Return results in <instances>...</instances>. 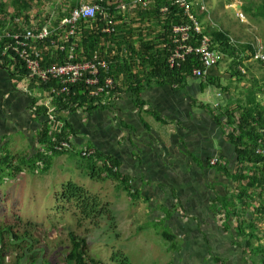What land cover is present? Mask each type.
I'll list each match as a JSON object with an SVG mask.
<instances>
[{
    "label": "crops",
    "instance_id": "crops-1",
    "mask_svg": "<svg viewBox=\"0 0 264 264\" xmlns=\"http://www.w3.org/2000/svg\"><path fill=\"white\" fill-rule=\"evenodd\" d=\"M93 1L49 0L48 3L53 15L62 8L71 10ZM34 2L42 4L41 0ZM12 10L14 12V7ZM29 14L32 25L42 24L32 10ZM136 22L132 23L135 29L143 26L139 17H136ZM16 23L21 26L27 23L24 13L16 19ZM220 64L221 61L209 68L205 79L192 77L186 84L152 80L146 83L139 96L130 90L123 91L115 109H81L67 115L71 129L69 134L77 153L54 151L50 143L51 132L46 147L39 142L42 125L32 112L36 93L28 91L30 87L24 78L20 81L15 79L10 70H13L12 67H0V172L9 174L11 169H23L20 176L9 175L15 184L22 183L26 189L28 178H22L25 174L32 171L33 174L49 175L51 170L55 174V156H80V149L94 147L98 153L114 157L116 171L121 178L131 181L138 195L135 200L129 195L127 197L128 193L116 180L117 224L119 228L123 226L130 230L132 235L144 237L141 239L145 242L141 240V243H145L143 251L146 256L149 251L161 250L152 242L156 237L164 236L172 242L165 247L168 255L160 258L166 260L164 264H182L185 251H190L188 263L196 252L198 259H206L203 261L206 264H210V260L213 263L219 260L220 264H247L250 257L245 251L249 248L240 234L242 229L252 233L255 230L251 226H254L256 233L263 235L264 215L260 212V205L264 203V198H240L239 183L232 177L239 167L238 154L228 138L226 117L221 121L217 117L226 110V106L233 109L238 104H244L247 95L243 97L236 92V88L230 89L236 77L232 78L229 72L221 70ZM253 76L259 77L257 74ZM209 79L215 84L202 90V83ZM244 85L246 83L242 82L241 86ZM258 85L264 88L263 84ZM249 86L247 90L253 88ZM211 88H218L216 101L211 95L203 96ZM223 97L224 101H221ZM258 98L264 101V94L258 93ZM140 101L143 105L138 104ZM216 103H220V109L214 107ZM38 151L47 156L58 153L51 155L47 170H43L44 160L36 163L35 170L30 165H22L23 160L35 157ZM218 156L220 164L212 166L210 161ZM90 158H94L98 165L104 161L97 156L83 158L89 162L81 168L89 173ZM81 173V176H87V172L82 170ZM55 176H61L62 185L72 181L66 180L67 175ZM90 177L91 183L102 184L99 178L94 180L96 178L91 174ZM79 185L89 190L88 186ZM4 194L6 196V193L2 196ZM147 240L150 242L147 243ZM260 242L256 240L254 245L258 246Z\"/></svg>",
    "mask_w": 264,
    "mask_h": 264
},
{
    "label": "trees",
    "instance_id": "trees-1",
    "mask_svg": "<svg viewBox=\"0 0 264 264\" xmlns=\"http://www.w3.org/2000/svg\"><path fill=\"white\" fill-rule=\"evenodd\" d=\"M100 2V0H95ZM120 0H102V6L104 10L112 14L114 21L123 20V14L120 13L116 16L117 2ZM131 0H125L129 2ZM32 2L34 0H14L12 6L14 12L10 13L7 8V3L2 2L0 4V34L4 31L8 35H13L18 31H22L24 26H31V19L29 11L32 9ZM168 8V12L161 13V10ZM254 8V9H253ZM244 10L254 16L255 18L264 19V0L254 7L245 6ZM254 10V12H253ZM22 13L25 14L27 23L25 25H19L16 23V19L21 17ZM70 13V10L67 11ZM197 19L202 22L206 12L201 11L199 7H195L194 11ZM140 22L143 26L135 29L133 25L124 31L123 25H118L117 30L119 34L116 35L115 31L112 33L104 32V28L107 26L105 15L98 14L97 18L90 21L80 22V31L73 39L78 43L77 47V59L87 60L91 59L92 55L97 51L102 57L107 58L112 62L110 67V74L117 78L123 87L116 88L112 91L113 94H122L123 91H132L135 95L139 96L146 83L156 80L160 83H179L186 84L188 79L194 78L193 69L195 67H201L202 64L193 55L188 58L185 64L181 68H171L168 63V57L172 51L173 45L169 39V35L173 25L182 24L186 21L184 12L178 7L173 5V0H154L151 9L140 10L138 13ZM13 24V27L10 25ZM137 31H139L137 33ZM205 34L211 37L214 48L219 51L221 60L225 58H232L230 67L233 69L232 77H238L240 80L246 78L241 71L238 70V65L242 62L243 58L239 57V54L245 53L247 49L251 47L245 44H235L232 37L227 31H223L220 28L205 29ZM13 42V39L4 37L0 40V67L10 68L12 74L17 81L22 80L27 76V70L23 66L22 62L12 60L11 55L17 57L15 53L10 50L5 52L8 44ZM50 53L47 54L48 62H58L55 58V53L66 54L67 51L56 50L52 48ZM62 58V57H61ZM241 59V62H239ZM105 76V73H102ZM203 79V78H199ZM204 82V81H203ZM215 84L212 79L202 83V90H205L209 85ZM57 86L56 83L53 84ZM220 86V85H218ZM222 87V85H221ZM259 87V90L257 89ZM37 88H43L50 90L51 84L43 83ZM223 89H226L223 87ZM228 89V87H227ZM74 95H61L56 98V111L58 115L67 111V115L79 112L81 109H106V107L96 105L95 99L88 96V92H84L83 89L77 87L73 89ZM258 93L264 94V88H261L257 83L251 90L248 91L247 98L244 104H238L236 108L226 106L224 112L219 113L218 120L221 121L226 117V123L230 126L235 125L238 119V128L234 132H230L227 129L228 138L233 142L238 154L239 167L235 174L232 176L238 185V195L240 198L248 197L254 200V196L264 198V155L257 153L259 148L264 150V101L258 98ZM36 105L35 102H33ZM139 105H143L140 101ZM221 108V106H220ZM218 108V109H220ZM37 118L41 122L42 129L39 133V142L46 147L49 143L50 123L46 120L47 111L45 106H38ZM65 122V128L61 133L62 138L67 139L70 136V125L67 116L60 117ZM52 154H58L53 152ZM51 154V155H52ZM61 154V153H60ZM51 155L47 156L41 151L35 155V157L23 160L22 165L32 166V170L36 169V163L40 160L43 161L44 168L47 170L51 163ZM99 159L105 160L108 158V162L113 166H116V160L114 157H109L101 153L96 155ZM104 158V159H103ZM91 162V176L93 178L113 179L119 180L122 184V188L128 193L132 199L138 198V195L133 192L131 181L128 178H121L120 173L109 167L105 162L102 165H98L94 158L89 159ZM24 172L23 169H11L10 175L17 177ZM258 191V192H257ZM60 200L69 204H75L79 209L78 224L82 226L85 221H92L93 225L100 227V218L104 215L110 214L109 205L103 203V201L97 195H92L86 188L77 184L76 182L69 181L63 185V190L60 195ZM260 212L264 215V203L260 205ZM259 212V213H260ZM260 213V214H261ZM110 219H114L112 215ZM252 224L254 222L252 221ZM252 233H246L245 229H242L243 233L241 237L247 242L248 251H245L251 258L252 264H264V245L259 243L258 246L254 245V241H261V237L256 233L254 226ZM0 235L2 233L0 232ZM16 241L28 240L24 237H18L17 234H13ZM71 247L66 257V264H101L94 258H89L88 253V240L86 237L79 236L75 232H70ZM28 249H31L28 247ZM16 264H24L21 259ZM5 253L3 248H0V264H5ZM111 261L113 264H131L130 258L123 251H117L112 255ZM219 261V260H217ZM219 261L218 263H220ZM226 264V263H222Z\"/></svg>",
    "mask_w": 264,
    "mask_h": 264
},
{
    "label": "rangeland",
    "instance_id": "rangeland-1",
    "mask_svg": "<svg viewBox=\"0 0 264 264\" xmlns=\"http://www.w3.org/2000/svg\"><path fill=\"white\" fill-rule=\"evenodd\" d=\"M11 1L0 0V4L2 2L7 3L8 10L10 9L12 11L10 13H13ZM41 1L42 4L39 5L36 2H32L33 8L31 10L44 23L46 19L52 16V12H50L49 0ZM121 1L125 0H120L119 2ZM192 1L195 4L204 3L207 7V15L202 21L204 29L220 28L223 31H227L239 43L254 42L255 36H258L264 43V19L255 18L244 10L245 6H257L261 0ZM69 10L62 8L59 12H55L54 16H61ZM138 13L139 11L126 15L128 24L133 25L132 23L136 22ZM239 13L245 15L249 24L240 20ZM136 23H139V21ZM231 62L232 58L228 57L221 61V70H225L230 74L233 73L234 71L230 67ZM246 68L248 72L246 78L240 80L236 77L232 85L229 84L231 85L230 89L236 88V92L238 94L241 93L243 97L248 93L249 89L247 90L246 88L248 85L251 87L256 83L257 85H264V66L258 62H247ZM255 74L259 77L253 76ZM242 82H245L247 86H241ZM223 83L228 84L229 82L224 81ZM217 91L218 88H211L210 92H205L203 96L211 95L216 101L218 100ZM220 100L224 101V97L220 98ZM88 162L80 156L74 155L72 157L71 154L61 158L55 156L53 160L54 168L57 167L56 175H63V177L67 175L66 180H72L88 186V191L92 195L99 196L103 203L109 205L110 214L100 218V227L93 225L92 221H85L82 226L78 224L79 209L75 204L60 200L63 190L62 182L64 181L61 180V176H55L54 170H51L49 175L38 172L33 174L32 171L28 175L25 174L22 178H28L26 189L22 183L15 184L7 172H0V232L2 233L0 235V248L2 247L5 253V264H16L20 260V256H22L21 259L24 258V264H66V257L71 247V231L87 238L89 258H94L100 261L101 264H113L111 258L117 251L126 253L130 258L131 264L165 263L166 260H163V262L160 258L168 255L166 253L168 249L165 247L167 245L170 246L172 242H169L164 236L159 238L155 236V241L151 238L154 241L152 244L158 245L161 250L149 251L148 256H146L144 254L145 250L143 251L145 243H141V237H144L132 235L130 230L123 226L119 228L117 224L116 181L106 178L99 180L102 184L91 183V171L89 173L87 169L81 168L84 167L82 166L83 164L87 165ZM82 170L83 173L87 172V176H81L83 175L81 173ZM3 193H6L7 197L5 194V197L2 196ZM126 196L128 197V194ZM110 215L114 219H110ZM13 234H17L18 237L25 236L28 240L16 241ZM260 237L262 239L261 244L264 245V233ZM142 241L145 242V239ZM148 242L150 240H147ZM28 247L31 249H28ZM173 252L177 253L176 250ZM179 252L183 253L184 251ZM170 254L172 256V252ZM189 254L190 251L184 252L181 259V261L183 260L182 264H195L199 261L202 264H206L203 262L206 259L202 257L198 259L196 252L195 257L188 263ZM247 260V264H252V256L247 258ZM218 262L215 261L213 263L210 260V264H220Z\"/></svg>",
    "mask_w": 264,
    "mask_h": 264
},
{
    "label": "built area",
    "instance_id": "built-area-1",
    "mask_svg": "<svg viewBox=\"0 0 264 264\" xmlns=\"http://www.w3.org/2000/svg\"><path fill=\"white\" fill-rule=\"evenodd\" d=\"M154 0H131L129 2H117L116 16L123 14V20L114 21L112 14L104 10L102 0L100 2L93 1L83 3L70 10V13H63L61 16L54 14L45 20L42 24L24 26L22 31H18L13 35H8L6 31L0 34V40L10 36L13 42L8 44L4 53L12 50L17 57L11 55L12 60L22 62L27 70V76L24 80L30 87V92H35V103L32 106L34 115L38 113V106H45L47 111L46 120L49 121L51 148L56 152H76L77 148L74 140L69 136L67 139L62 138L61 133L65 128V122L60 117L67 116V111L58 115L56 111V98L61 95H71L73 89L80 87L84 92H88V96L95 99V104L106 108L115 109L118 100L122 94H113L112 91L116 88L123 87L120 79L113 77L110 74L112 62L105 57H102L99 52H95L91 59L78 60L76 39L80 31L81 21H90L97 18L98 14H104L107 21V26L104 32L112 33L117 30L118 25H123L124 31L131 28L128 24L126 15L128 13H136L140 10H149ZM173 5L184 12L186 21L182 24L173 25L169 39L173 45L172 51L168 57V63L171 68H181L190 56H195L202 64L201 67L193 69V75L196 78L205 79L207 70L220 63L221 57L218 50L214 48L213 41L210 36L204 33V27L194 11L195 6L201 11L207 12V7L204 3H194L192 0H173ZM168 12V8L161 10V13ZM240 20L249 24L243 13L238 14ZM55 19V21H53ZM237 45L245 44L251 49H247L245 53L239 54L243 58L238 65V70L244 75H247V62H258L264 66V43L255 36L254 42L239 43L232 38ZM54 48L56 50L67 51L65 55L55 53V58L58 62H48L47 54ZM62 57V58H61ZM14 66H12L13 68ZM105 73V76L102 75ZM43 83L51 84L50 90L37 88ZM56 83L57 86L53 84ZM33 87V89L31 88ZM32 90V91H31ZM77 93L75 92L74 95ZM222 94H218L221 96ZM220 103L214 105L215 108H220ZM238 119L235 125L229 127L230 132H234L238 128ZM65 131V130H64ZM58 133V134H57ZM77 153V152H76ZM98 150L94 147H84L79 150V155L82 158L96 156ZM257 153L264 155V150L259 148ZM220 157H214L210 164L216 166L220 164ZM107 162L109 167L116 171V166ZM134 192V190H133Z\"/></svg>",
    "mask_w": 264,
    "mask_h": 264
}]
</instances>
